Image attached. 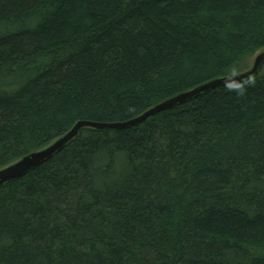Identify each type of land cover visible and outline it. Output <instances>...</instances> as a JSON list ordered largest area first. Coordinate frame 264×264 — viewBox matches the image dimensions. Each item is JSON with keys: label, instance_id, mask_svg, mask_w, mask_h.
<instances>
[{"label": "trees", "instance_id": "trees-1", "mask_svg": "<svg viewBox=\"0 0 264 264\" xmlns=\"http://www.w3.org/2000/svg\"><path fill=\"white\" fill-rule=\"evenodd\" d=\"M264 49V0H0V169ZM0 264H264V71L0 187Z\"/></svg>", "mask_w": 264, "mask_h": 264}, {"label": "water", "instance_id": "water-1", "mask_svg": "<svg viewBox=\"0 0 264 264\" xmlns=\"http://www.w3.org/2000/svg\"><path fill=\"white\" fill-rule=\"evenodd\" d=\"M264 71V49L258 51L251 59V66L242 72L230 74L228 76L216 78L200 84L188 91L179 93L169 99H166L159 104L151 107L142 114L132 119L123 122H93L80 120L77 121L65 134L53 140L47 146L40 150L34 151L15 161L14 163L0 169V187L3 185L22 179L32 170L46 164L65 147L73 141L79 132L89 128L98 131H118L127 130L142 125L147 119L154 117L162 112L175 109L183 106L193 100L219 89H226L244 84L259 77Z\"/></svg>", "mask_w": 264, "mask_h": 264}, {"label": "rangeland", "instance_id": "rangeland-1", "mask_svg": "<svg viewBox=\"0 0 264 264\" xmlns=\"http://www.w3.org/2000/svg\"><path fill=\"white\" fill-rule=\"evenodd\" d=\"M251 66V61L247 63V66L244 68V70L248 69Z\"/></svg>", "mask_w": 264, "mask_h": 264}]
</instances>
